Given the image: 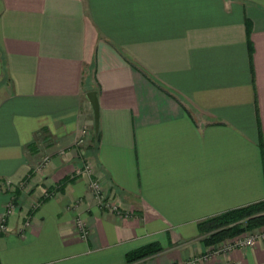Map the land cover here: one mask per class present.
Here are the masks:
<instances>
[{"label": "crops", "instance_id": "1", "mask_svg": "<svg viewBox=\"0 0 264 264\" xmlns=\"http://www.w3.org/2000/svg\"><path fill=\"white\" fill-rule=\"evenodd\" d=\"M261 201L264 0H0V264H182Z\"/></svg>", "mask_w": 264, "mask_h": 264}, {"label": "trees", "instance_id": "2", "mask_svg": "<svg viewBox=\"0 0 264 264\" xmlns=\"http://www.w3.org/2000/svg\"><path fill=\"white\" fill-rule=\"evenodd\" d=\"M245 217H247L246 224H243L242 219ZM206 225H210L209 228L212 231L207 238L209 242H217L225 237L236 235L242 230L263 226L264 201L220 214L207 221ZM156 251L157 249H152L150 246L134 250L126 255V262L140 260Z\"/></svg>", "mask_w": 264, "mask_h": 264}, {"label": "built area", "instance_id": "3", "mask_svg": "<svg viewBox=\"0 0 264 264\" xmlns=\"http://www.w3.org/2000/svg\"><path fill=\"white\" fill-rule=\"evenodd\" d=\"M83 135H86V132L83 130ZM48 158H43V164L47 163ZM88 166H85V171L88 174ZM90 187L95 191L97 195H100L102 192L101 184L98 180H90ZM80 225V223H79ZM0 227L4 229V226L1 224ZM264 238V229L254 231L252 233L237 235L233 238L227 239L220 242L216 246H211L207 252L201 254L200 256L191 258L183 262L182 264H222L221 262L212 260V257L219 258L221 256H227L233 249H243L246 247L253 246L259 239Z\"/></svg>", "mask_w": 264, "mask_h": 264}, {"label": "water", "instance_id": "4", "mask_svg": "<svg viewBox=\"0 0 264 264\" xmlns=\"http://www.w3.org/2000/svg\"><path fill=\"white\" fill-rule=\"evenodd\" d=\"M86 98L93 110V128H94V137L96 138L98 133V125H99V103L97 99V92L95 90L87 91Z\"/></svg>", "mask_w": 264, "mask_h": 264}, {"label": "rangeland", "instance_id": "5", "mask_svg": "<svg viewBox=\"0 0 264 264\" xmlns=\"http://www.w3.org/2000/svg\"><path fill=\"white\" fill-rule=\"evenodd\" d=\"M258 215H260V214H258ZM246 219H247V217H245V218H243L242 219V222H243V224H246L245 222H246ZM210 226V225H209ZM209 226H205L204 227V229H203V231H205L206 232V234H204V235H209L212 231L210 230V228H209ZM262 229H264V225L263 226H258V227H255V228H250V229H245V230H242L240 233H238V234H236V235H232V236H229V237H225V238H223V239H221V240H219V241H217V242H209V243H211L212 244V246H216V245H218L220 242L222 243L223 241H225V240H227V239H230V238H233L234 236H237V235H244V234H248V233H252V232H254V231H258V230H262ZM210 230V231H209ZM213 230H215V228H213Z\"/></svg>", "mask_w": 264, "mask_h": 264}]
</instances>
